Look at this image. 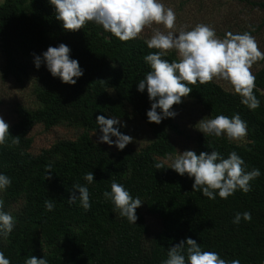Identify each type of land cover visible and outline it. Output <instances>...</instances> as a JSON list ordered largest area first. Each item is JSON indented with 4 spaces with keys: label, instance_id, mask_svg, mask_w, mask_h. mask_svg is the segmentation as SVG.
I'll return each mask as SVG.
<instances>
[{
    "label": "trees",
    "instance_id": "obj_1",
    "mask_svg": "<svg viewBox=\"0 0 264 264\" xmlns=\"http://www.w3.org/2000/svg\"><path fill=\"white\" fill-rule=\"evenodd\" d=\"M2 1V78L21 83L35 75L33 93L38 105L17 106L9 131L20 137L19 144H12L10 138L0 146V172L12 178L11 187L2 195L5 210L16 218L8 241L0 242V251L11 264H24L32 255L44 256L49 264H161L168 249L186 237L227 260L264 264V67L255 73L256 95L261 101L255 111L216 82L190 85L189 96L173 105L178 113L186 107V100L193 101L212 117L238 112L247 121L243 143L204 137L203 133L196 138L197 154L215 149L227 157L236 151L249 171H261L250 182V192L209 200L193 191V180L187 175L154 167L157 159L176 153L172 133L181 131L177 117L160 124L147 121L151 102L146 90H137V83L150 70L145 55L156 50L147 48L145 39L123 42L91 22L75 32L65 30L48 0ZM249 3L264 10V1ZM60 43L70 47L71 57L84 70L75 85L53 78L43 64L38 70L34 66L33 53L41 55ZM164 59L178 57L170 52ZM98 115L115 116L121 122L139 119L150 129L152 140L141 148L130 145L113 151L93 139L94 134H101ZM63 125L80 130V135L32 153L36 127L49 131ZM88 172H93L96 181L87 185L92 207L85 212L78 201L69 204L67 199L74 184L87 183L83 177ZM113 180L144 202L136 210V224L115 214L111 202L103 197ZM49 199L55 203L51 212L44 207ZM244 211L252 214L251 222L233 224L235 213Z\"/></svg>",
    "mask_w": 264,
    "mask_h": 264
},
{
    "label": "clouds",
    "instance_id": "obj_2",
    "mask_svg": "<svg viewBox=\"0 0 264 264\" xmlns=\"http://www.w3.org/2000/svg\"><path fill=\"white\" fill-rule=\"evenodd\" d=\"M48 3L54 7L56 19L62 27L73 32L91 22L126 42L140 38L146 28L163 26L164 30L154 28L152 35L144 40L147 48L156 51L145 55L144 62L150 70L137 83V90L141 93L146 90L151 102L146 111L149 123L160 124L166 118L174 119L178 113L173 110V105H180L182 98L189 96L193 91L190 85L217 80L226 81L233 94L240 98V103L250 111L261 106L256 95L259 91L256 76L251 69L257 62L264 61V50L250 31H229L220 38L214 27L203 23L190 30L177 29L175 11L166 7L162 0H48ZM170 52H175L178 59H164ZM32 55L37 70L43 64L61 83L75 85L84 74L79 61L71 57L70 47L64 43L49 46L41 55ZM96 122L101 133L99 142L110 147L114 145L117 150H123L133 142L132 136L120 131L126 124L119 118L98 115ZM196 125L204 137L224 138L229 142L241 141L248 135L247 121L238 112L230 117L223 114L205 116ZM9 127L0 116V146L10 138L12 144H19L20 137L11 135ZM169 162L170 166L165 167ZM154 167L157 170L172 169L180 176L187 175L193 180V191H199L209 200L217 197L226 200L237 191L246 194L252 190L250 182L261 176L259 168L249 171L236 151L225 157L215 149L199 154L195 150H184L177 155L168 153L163 159H157ZM83 178L87 183L74 184L67 202L75 204L78 201L87 212L92 207L87 185L96 180L93 172L86 173ZM11 185L12 178L0 172V242H7L16 226V218L5 210L2 196ZM103 197L111 202L115 214L126 218L130 224H136V210L144 203L139 196H133L124 184L113 180L110 190L103 192ZM44 207L46 211H53L54 199L45 200ZM241 220L251 222L252 214L249 211L236 212L232 223L239 225ZM0 264H11L4 251H0ZM24 264L49 262L44 256L37 258L32 255L24 260ZM161 264H240V260H227L217 251L202 249L196 239L186 237L168 249L167 259Z\"/></svg>",
    "mask_w": 264,
    "mask_h": 264
},
{
    "label": "rangeland",
    "instance_id": "obj_3",
    "mask_svg": "<svg viewBox=\"0 0 264 264\" xmlns=\"http://www.w3.org/2000/svg\"><path fill=\"white\" fill-rule=\"evenodd\" d=\"M260 2L264 0H162L166 7H171L176 13L177 29L190 30L198 23L210 25L215 28L218 37L223 38L226 32H244L250 31L255 36L259 47L264 50V10L252 6L249 2ZM3 1L0 0V4ZM163 29L162 25H153L146 28L140 38L146 39L152 35L154 28ZM254 29V31H253ZM4 61L0 55V116L12 125L15 122V110L18 105L29 108L37 107V101L34 97V90L37 86L36 76L31 75L24 82H17L14 79L3 80L2 69ZM264 67V61H259L252 66V72L255 75ZM221 85L225 90L231 91V86L223 80L214 81ZM186 107L178 112L176 121L178 122L181 134H173V140L176 143L177 151L194 150L196 138L200 131L197 127L199 120L209 116L200 106L193 101L186 100ZM126 127H121L126 135L132 136L133 142L127 146L144 147L152 140L150 129L139 119L124 121ZM80 130L68 126H59L52 130H45L43 126L34 129L32 136L34 145L32 153L38 154L43 148L51 146L60 140H73L80 135ZM100 134H94L95 142L100 143L109 149L116 151V147L109 146L106 143L99 142ZM247 137L235 143L245 142ZM115 140V137H113ZM175 154L177 155L178 152ZM170 165V162L168 163ZM3 195V194H2Z\"/></svg>",
    "mask_w": 264,
    "mask_h": 264
}]
</instances>
